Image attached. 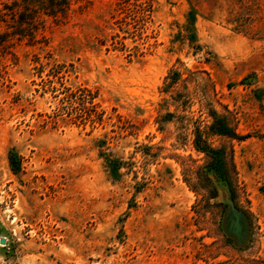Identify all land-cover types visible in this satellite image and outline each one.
Instances as JSON below:
<instances>
[{"label":"rangeland","instance_id":"1","mask_svg":"<svg viewBox=\"0 0 264 264\" xmlns=\"http://www.w3.org/2000/svg\"><path fill=\"white\" fill-rule=\"evenodd\" d=\"M57 1L0 0V264H264V0Z\"/></svg>","mask_w":264,"mask_h":264},{"label":"trees","instance_id":"2","mask_svg":"<svg viewBox=\"0 0 264 264\" xmlns=\"http://www.w3.org/2000/svg\"><path fill=\"white\" fill-rule=\"evenodd\" d=\"M64 1H57V3H53V7L54 6H60L63 5ZM171 74H177L175 72H172ZM170 77V76H169ZM176 79V77H172V81L170 82H174V80ZM169 84V83H168ZM215 129L216 132H218L219 134H223L232 138H241L239 135H237L236 133H234L225 123L224 119L221 117H215V121L212 125ZM211 126V127H212ZM203 151H205L209 157L210 160L207 162L206 165V169L209 173L214 172L217 176H219L220 179H224L225 181L228 182V174H227V170L225 167V163L221 157L220 151L219 150H211V151H207V149H201ZM9 162L11 164V168L12 170L16 171L19 168V165L17 163V159H16V155L14 152H11L9 154ZM111 163V161H110ZM112 164V163H111ZM112 167H117V165H113ZM207 171L204 173V179L205 180H210L209 177V173H207Z\"/></svg>","mask_w":264,"mask_h":264},{"label":"water","instance_id":"3","mask_svg":"<svg viewBox=\"0 0 264 264\" xmlns=\"http://www.w3.org/2000/svg\"><path fill=\"white\" fill-rule=\"evenodd\" d=\"M4 242H5V240H4L3 238H1V239H0V243L3 244Z\"/></svg>","mask_w":264,"mask_h":264}]
</instances>
